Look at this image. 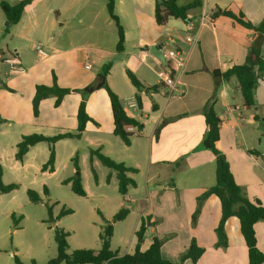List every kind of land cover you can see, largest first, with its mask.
Segmentation results:
<instances>
[{
  "label": "crops",
  "instance_id": "obj_1",
  "mask_svg": "<svg viewBox=\"0 0 264 264\" xmlns=\"http://www.w3.org/2000/svg\"><path fill=\"white\" fill-rule=\"evenodd\" d=\"M0 1L16 4L23 0ZM190 1L180 0L179 5L184 6ZM201 1L202 7L189 11V22L170 19L166 25L159 26L155 19L156 0H115L116 14L126 37L125 50L119 53L116 50L118 28L108 13V0H34L27 5L18 24L27 15L21 37L30 40L32 32L43 35L51 50L49 57L45 58L48 62L28 69L18 47L7 57L13 54L20 60L21 72L9 73L5 81L0 82L13 89L12 93H5L4 89L0 91V112L8 118H15L20 126L38 133L48 128L60 129L62 133L75 131L82 96L79 92H72L57 108L56 99L47 98L41 102L40 115L36 118L32 109L36 85H52L53 72L64 88L84 89L88 85H97V75L102 74L107 65L103 62L111 59V68L105 79L122 100L127 114L144 125L143 131L132 138L130 146L121 140L125 149L120 147L118 154L123 158L112 156L114 151L107 150L100 138L92 141V145L101 148L105 155L138 170L137 173H128L137 187L122 195L119 206V210L127 205L130 207L129 215L121 221L131 219L125 252L113 250L111 240V248L119 256L134 253L141 220L150 216L152 226H147L142 251L150 247L154 237H169L161 248V255L177 263L195 239L204 254L196 263L186 260L182 264H249L248 247L237 217L229 218L226 223L227 246H217L216 229L222 217V206L216 195L209 196L204 202L194 226L192 216L197 208V198L216 184L219 155L228 160L242 195L264 206V73L258 65L260 59L264 61V31L258 29L264 20V0ZM218 8L243 14L245 20L257 28H246L226 16L213 19ZM73 20L76 23L70 24ZM81 30L97 39L96 44H91V50L98 52V61L101 62L97 69L89 67L87 46L65 44L62 39L77 35ZM55 34L59 39L53 37ZM189 36H194L196 41L188 42ZM158 45L165 62L153 52ZM176 50L183 52L182 61L167 58L169 51ZM240 65L253 66L258 76L253 108L245 106L236 77L226 80L213 74ZM127 70L132 71L146 87L160 86L157 91L140 92L141 108L136 101L138 90L129 80ZM169 79L174 88L168 83ZM9 93L13 96L6 103L3 97ZM210 103H214V110L221 120L216 155L204 146L208 132L204 110ZM87 112L97 125L88 122L82 139L89 130L96 135H114L111 101L105 89H95L91 93ZM256 115L261 120H256ZM38 145L30 149L22 163L17 161L22 168L29 167L31 162L27 158ZM126 159L132 161L130 166ZM98 161L94 158L93 165ZM57 170L55 164L53 173L42 172V166L39 172L48 176L56 174ZM139 176L145 177L144 187L137 181ZM113 177L111 172L110 182ZM99 195L103 202L107 201L105 192L101 191ZM99 212L111 220L119 211L111 216ZM12 215L20 223L15 212ZM255 231L257 247L264 253V221L256 224ZM114 234L115 226L112 239Z\"/></svg>",
  "mask_w": 264,
  "mask_h": 264
},
{
  "label": "trees",
  "instance_id": "obj_2",
  "mask_svg": "<svg viewBox=\"0 0 264 264\" xmlns=\"http://www.w3.org/2000/svg\"><path fill=\"white\" fill-rule=\"evenodd\" d=\"M34 0H23L16 4H11L7 1H0V6L9 21L10 24H18L23 17L27 5L31 4ZM180 0H162V2L156 3L155 7V19L159 26L166 25L170 19H180L183 22H189V11L195 8L203 6L201 0H192L188 4L179 5ZM115 0H108L107 10L111 19L116 23L118 28V42L116 46L117 52L121 53L125 50L126 37L125 29L120 22L119 16L116 14ZM218 16H226L241 24L246 28H257L253 23L246 21L243 14H235L232 11L218 8L212 15L215 19ZM258 29L264 31V20L259 25ZM13 55V54H12ZM259 68L264 73V61H258ZM111 64H107L103 69V75L107 77ZM214 76L222 77L226 80L231 77H236L244 98L245 106L247 108L255 107L254 90L257 84L258 76L254 71V67L251 65L235 66L228 71L221 73L215 71ZM53 82L52 85L38 84L35 87V95L32 101V109L34 117L38 118L40 115L41 102L47 98H55V107H59L64 98L72 92L81 93L82 100L79 104L77 120L78 126L74 132L60 133L55 136H46L43 134H29L22 136L20 142L17 144V151L15 153V160L22 163L30 151V149L40 143H47L49 145V159L42 166V172L53 173L55 171L56 164V143L61 140L75 139L81 140L84 132L86 131L88 122L97 123L91 118L87 112V100L90 96V92L86 89H69L61 87L58 83V78L55 72L52 73ZM127 76L132 85L138 90L136 95L137 105L141 108L142 101L140 92L146 90L147 92L157 91L160 86L146 87L137 76L130 70H127ZM3 88L8 91H13L4 82L1 83ZM96 85H90L88 88L95 89ZM106 90L110 101L114 120V135L119 137L125 145L130 146L132 138L141 133L144 129V125L138 120L130 117L122 103L120 97L115 91L108 85L107 81L102 87ZM156 108V106H155ZM206 123L208 125V132L204 140V146L206 149L212 151L215 155L218 154L217 142L220 139V125L221 120L217 116L214 110V103H210L204 110ZM256 120H261L258 115L255 116ZM264 124V120L262 119ZM97 158L103 166L116 173L118 180V191L121 195H126L130 188L137 187L136 181L128 176V173H137L138 170L132 167H127L124 163L117 162L109 156L102 153V149H90V164L91 170L96 182H98V175L93 167V160ZM73 165L77 174L64 180L63 183L71 185L72 191L81 197H87V192L82 185V176L80 173L79 165V153L72 159ZM216 166V184L204 192L197 198V208L192 216L193 226L197 223V220L201 214L204 202L211 195H216L222 206V217L220 223L216 229L218 236V247L227 246V235L225 226L229 218L237 217L241 224V232L245 238L248 247L249 264H264V253H262L257 247V237L255 226L258 222L264 221V206L259 201H251L242 195L241 187L236 182L233 173L231 171L230 164L225 156L219 155L217 157ZM4 168L0 163V198L5 194H9L20 188V184L11 183L6 185L3 180ZM111 180V173L107 176V182ZM28 198L32 203L38 204L43 202V197L37 191L33 189L27 190ZM44 194L49 195V190L44 186ZM72 209L62 210L60 214L55 218L53 215V206H48L49 221L56 223L60 218L73 214ZM103 220L101 226V232L99 239L101 242V248L99 250L94 249H77L72 253H69V234L62 228L54 227V240L57 245V256L49 260L46 264H182L186 260H190L192 263H196L204 254V249L199 247L196 240L193 239L187 251L181 256L180 262H172L164 259L161 255V248L164 242L167 240L154 237L152 244L146 251L141 250V243L144 240L147 226L151 225V217L147 216L141 220V225L136 232L138 244L134 253L119 256L118 252H115L111 248V240L114 233V223L121 222L127 218L130 213V207L127 205L119 210V212L111 219H105L98 211ZM14 222L18 225L19 221L12 215ZM22 216L19 220H22ZM15 264H25L19 256L14 255ZM31 264H37L32 261Z\"/></svg>",
  "mask_w": 264,
  "mask_h": 264
},
{
  "label": "rangeland",
  "instance_id": "obj_3",
  "mask_svg": "<svg viewBox=\"0 0 264 264\" xmlns=\"http://www.w3.org/2000/svg\"><path fill=\"white\" fill-rule=\"evenodd\" d=\"M23 19L20 24H10L0 6V81H5L6 77L10 75V64H7L5 60L16 47L20 48L19 53L23 59L24 66L28 69L48 62V60L38 56L37 46H41L49 55L51 54V50L47 47L43 35L39 34V32H32L33 36L30 40L21 37L20 31L23 29V25L27 24V15ZM75 23V20L70 22V24ZM86 33L85 30H81L79 34L67 37L69 41L65 37L62 39L65 40V44L73 43L87 46L90 58L89 67L97 69L101 64L98 61L99 54L91 50V44H96L97 39L95 36ZM53 37L59 39L57 34ZM115 38L117 40V32ZM100 46L103 45L100 44ZM110 61L111 59H107L103 63L108 64ZM1 90L5 93L13 92L3 88L0 84ZM11 96L13 95L10 94L7 97H3V101L8 103L11 100ZM33 130L20 126L15 118H8L0 112V163L4 168L3 180L6 185L11 183L21 185L15 192L3 195L0 198V264H15L14 255L19 256L25 264H31L32 261L37 264H46L57 256V245L54 240L55 226L64 229L70 235L69 252L77 249L99 248L101 246L99 234L103 220L98 211H101L104 215L111 216L113 212L117 213L119 211V206L123 201V196L118 191L116 173L98 161L97 165H93L99 178V183H97L90 164V148H98L92 145V141L96 140V138H100L103 141L107 146V150L112 149L114 151V153H111L112 156L123 158L118 154L120 147L125 149L120 138L105 133L96 135L89 130L80 141H60L56 145L57 173L42 176L39 171L41 166L49 159V145L41 143L34 148L27 158L31 162L29 167L22 168V165L15 160L17 142L20 140V136L23 134L27 135V133L55 136L62 133V131L56 128H48L42 131L43 133H38ZM77 152H79L82 185L88 193L87 197L78 196L72 191L71 185L63 183L64 180L77 174L71 162V158ZM103 153L105 152L103 151ZM130 162L132 161L126 159L128 166H130ZM111 172L114 177L108 184L106 179ZM137 181L143 187L145 186V177L139 176ZM44 186L49 188V195L43 193ZM28 189H33L40 193L43 196V202L32 203L28 198ZM101 191L107 194L106 202H103L99 195ZM48 206H53L55 218L63 209H72L74 213L60 218L54 224L49 221ZM14 212L18 218L23 216L19 225L12 218ZM114 226L115 234L112 239V248L115 251L119 250L121 253L125 252L128 246L126 240L131 232V219L114 223ZM83 246L86 248H81Z\"/></svg>",
  "mask_w": 264,
  "mask_h": 264
},
{
  "label": "built area",
  "instance_id": "obj_4",
  "mask_svg": "<svg viewBox=\"0 0 264 264\" xmlns=\"http://www.w3.org/2000/svg\"><path fill=\"white\" fill-rule=\"evenodd\" d=\"M187 41L190 43H193L196 41V38L194 36H189V37H187ZM37 50H38V56L40 58L45 59V58L49 57V53L47 51L43 50V48L41 46H37ZM166 56L170 60L178 59L179 61H182L184 58L183 52H181L179 50L169 51ZM5 61H6V63L10 64V66H11V68H10L11 74H17V73L21 72L20 68L18 67L21 64V62L15 55H11ZM168 83L174 88V84L172 83V81L170 79L168 80Z\"/></svg>",
  "mask_w": 264,
  "mask_h": 264
},
{
  "label": "water",
  "instance_id": "obj_5",
  "mask_svg": "<svg viewBox=\"0 0 264 264\" xmlns=\"http://www.w3.org/2000/svg\"><path fill=\"white\" fill-rule=\"evenodd\" d=\"M156 1H158V2H162V0H156ZM160 50H161V46H160V45H158V46H156V47L153 48V52L156 53L157 56H158L162 61L165 62V57L160 53ZM98 80H99V82H98V84L96 85L95 89L102 88L103 85L105 84V81H106L105 76H104L103 74H100V75L98 76ZM0 82H1V81H0ZM95 89H93V88H88V87L86 88V90L89 91L90 93H92Z\"/></svg>",
  "mask_w": 264,
  "mask_h": 264
}]
</instances>
